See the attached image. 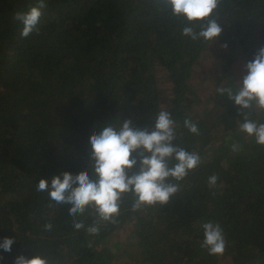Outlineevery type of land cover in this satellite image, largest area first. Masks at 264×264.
Instances as JSON below:
<instances>
[{
	"label": "trees",
	"instance_id": "obj_1",
	"mask_svg": "<svg viewBox=\"0 0 264 264\" xmlns=\"http://www.w3.org/2000/svg\"><path fill=\"white\" fill-rule=\"evenodd\" d=\"M45 3L39 32L22 39L14 15L37 0H0V239L15 238L0 264L34 250L49 264H119L111 252L119 246L123 256L134 247L137 264H264V146L239 130L240 108L217 93L241 83L237 62L246 73L264 47V0H222L215 18L223 31L213 42L184 37L185 22L162 0ZM206 50L215 85L200 98L191 80ZM161 110L176 121V143L203 158L167 205L133 211L125 194L115 223L101 221L91 235L73 227L69 205L37 192L40 179L91 171L92 133L125 120L153 129ZM251 118L264 123V110ZM95 218L91 210L78 217L86 227ZM208 221L224 230L222 255L201 247ZM126 222L129 239L120 230Z\"/></svg>",
	"mask_w": 264,
	"mask_h": 264
},
{
	"label": "clouds",
	"instance_id": "obj_2",
	"mask_svg": "<svg viewBox=\"0 0 264 264\" xmlns=\"http://www.w3.org/2000/svg\"><path fill=\"white\" fill-rule=\"evenodd\" d=\"M162 2L173 17L185 22L181 29L184 37L192 41L213 42L221 35L223 29L215 13L222 0ZM45 7V0H37L27 12L15 13L14 19L22 24V39L39 32L38 25ZM245 67L247 74L241 83L235 88L218 87L217 93L227 96L240 108L243 119L239 130L264 146V123L251 118L256 109L264 110V47L257 50L254 59ZM184 127L199 134L198 125L190 118H185ZM176 140V121L167 110H161L155 116L153 129L134 127L131 120L118 126L106 125L99 133L90 135L91 171L86 168L75 175L65 171L53 175L50 183L47 179H40L36 190L46 193L57 205H69L68 213L73 217L76 230L85 229L91 235H98L101 221L115 223L125 194L133 197L132 210L137 211L144 206L167 205L180 193V182L203 163V158L195 151L186 150ZM217 180L216 175L210 176L209 186H215ZM89 210L96 218L86 227L78 217ZM44 227L51 230L52 225L48 223ZM202 229L201 247L209 255H222L227 244L221 224L204 222ZM14 242L15 238L0 239V250L11 252ZM34 251L31 258L18 256L14 264H49L47 257L38 250Z\"/></svg>",
	"mask_w": 264,
	"mask_h": 264
},
{
	"label": "rangeland",
	"instance_id": "obj_3",
	"mask_svg": "<svg viewBox=\"0 0 264 264\" xmlns=\"http://www.w3.org/2000/svg\"><path fill=\"white\" fill-rule=\"evenodd\" d=\"M214 58L212 55L211 50H206L203 53V56L201 57L200 62L197 63L196 68L193 72V80H191V84H193L196 87V91L199 93L200 98H206L210 95H212L211 87L215 85L213 82V79L211 75H206V73H210L212 70ZM242 65H240L238 62L235 67V73H240L239 75L244 77L246 75L243 68H241ZM198 81V83L196 82ZM214 106V104L211 105V107ZM131 227L126 222L122 225L120 230H122V233L129 239V232ZM125 239L123 236L119 235V239ZM117 239V238H116ZM127 250V249H126ZM122 247H112L111 252H113V260H116L119 264H137L131 257V253H135V248L130 247L128 249L127 254H124L126 251ZM122 251V253H121ZM119 254H121L119 256Z\"/></svg>",
	"mask_w": 264,
	"mask_h": 264
}]
</instances>
